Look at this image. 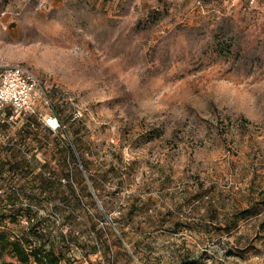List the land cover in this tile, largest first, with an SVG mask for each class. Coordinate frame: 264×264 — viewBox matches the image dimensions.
Segmentation results:
<instances>
[{"label":"rangeland","instance_id":"rangeland-1","mask_svg":"<svg viewBox=\"0 0 264 264\" xmlns=\"http://www.w3.org/2000/svg\"><path fill=\"white\" fill-rule=\"evenodd\" d=\"M17 64L64 127L10 120L0 157L70 180L79 203L32 205L80 240L66 260L264 264V205L220 225L264 200V0H0V67Z\"/></svg>","mask_w":264,"mask_h":264},{"label":"trees","instance_id":"trees-1","mask_svg":"<svg viewBox=\"0 0 264 264\" xmlns=\"http://www.w3.org/2000/svg\"><path fill=\"white\" fill-rule=\"evenodd\" d=\"M6 124V121H0V133L6 130ZM26 125H30V122ZM18 152L17 158L14 159L0 157V182L3 181L2 176L5 173L9 174L12 181L9 184H3L4 186L0 188L2 190L0 193V264H74L73 261L65 259L62 248L71 242L80 243V240L72 237L70 241L68 235L54 234L55 222L48 216L39 215L32 205L50 203L52 199L57 198L67 203H79L81 199L77 197L76 190L69 179L62 184L61 177L53 180L44 171L35 172V168L31 167L19 148ZM58 152L59 159L64 164L73 154L67 145ZM82 167V169L77 168V177L81 183H84L83 172L86 168L84 165ZM115 172L120 173L118 169H115ZM107 174V170L103 171L102 177H106ZM98 179H100L98 176L93 178V183H96ZM83 187L86 188V185L84 184ZM108 204L110 208L116 205L111 197L105 200V205ZM134 205L136 202L132 200L129 209L131 210ZM259 205H264V200L236 209L228 216H222L221 229L231 231L237 228L241 220L257 214ZM64 224L65 221L60 225ZM99 240L102 241L101 238ZM227 254L234 255L235 252L228 251ZM5 256L9 257L8 260ZM186 257L179 264H207L202 256Z\"/></svg>","mask_w":264,"mask_h":264},{"label":"built area","instance_id":"built-area-1","mask_svg":"<svg viewBox=\"0 0 264 264\" xmlns=\"http://www.w3.org/2000/svg\"><path fill=\"white\" fill-rule=\"evenodd\" d=\"M59 116L49 86L32 68L20 64L0 67V121L23 120L58 132L64 127Z\"/></svg>","mask_w":264,"mask_h":264}]
</instances>
